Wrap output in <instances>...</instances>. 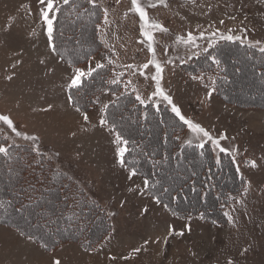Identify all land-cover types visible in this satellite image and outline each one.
<instances>
[{"label":"rangeland","instance_id":"374dc122","mask_svg":"<svg viewBox=\"0 0 264 264\" xmlns=\"http://www.w3.org/2000/svg\"><path fill=\"white\" fill-rule=\"evenodd\" d=\"M95 3L103 9L98 27L103 49L85 63L73 66L52 52L39 0H0V115L10 117L22 135L17 136L3 121L0 133L7 145H29L45 154L54 168L68 171L73 181L105 209L111 227L92 249L77 242H62L47 250L34 240L21 237L18 230L0 224V264H53L55 260L60 264H228L230 260L232 264H264V104L259 105L260 99L264 100V87L260 84L264 78L251 62H243L244 54L227 55L225 79L227 84L232 83L225 86L230 92H225L226 100L213 91V75L201 74V80H194L181 67L205 48L226 41L220 34L239 36L238 41L251 45L260 41L259 45L264 46V0H139L146 11L143 21L129 11L131 0ZM54 4L53 22L64 0H54ZM89 14L94 12H85L83 17L70 10L66 18L69 24L62 29L64 33L59 32L77 52L92 40V24L86 19ZM141 24L144 31L153 35L155 56L148 51L149 42L141 34ZM153 24H161L168 31L161 32ZM188 32L195 37L203 32L205 38H198L196 47L186 45L183 40ZM212 32L217 35L210 44L207 37ZM109 59V80L125 72L122 81L131 83L125 89L122 82V91L133 92L135 97L139 94L146 103L153 102L149 97L155 89L151 80L154 66L145 69L142 76L138 69L127 70L124 65L161 62V87L173 97L182 114L215 138L226 134V139H220V146L229 149L224 153L232 157L248 189L225 208L226 223L213 224L197 215L179 217L143 191L144 178L139 173L129 179L130 170L117 162L114 134L99 125L103 105L111 103L117 94L98 93L89 110L81 108L77 112L71 105L68 84L75 68L87 72L97 62L107 64ZM168 59L174 63L167 64ZM233 96L236 102L231 101ZM155 103L167 102L157 97ZM50 104L52 109L45 111ZM84 112L89 116L87 123ZM122 117L124 122L125 116ZM151 125L149 141L158 155L155 146L160 145V129L155 122ZM132 131L136 135L140 132L137 127ZM23 134L38 139L27 140ZM201 136L186 126L183 132L172 133L168 145L172 146L171 139L185 144L203 143L210 145L216 156L222 153ZM253 160L257 163L255 168L251 167ZM48 171L51 172L50 167ZM11 177L12 173L0 176V185L3 183L6 190L12 188ZM145 207L147 213L143 211ZM97 225L93 226V233ZM170 229L183 235H169ZM135 248L141 251L136 253Z\"/></svg>","mask_w":264,"mask_h":264},{"label":"trees","instance_id":"16d2710c","mask_svg":"<svg viewBox=\"0 0 264 264\" xmlns=\"http://www.w3.org/2000/svg\"><path fill=\"white\" fill-rule=\"evenodd\" d=\"M70 10L81 13L83 17L85 12H94V15L89 14L86 18L89 25L92 24V40L80 52L73 49L69 39L59 34L64 33L62 29L69 24L66 18ZM102 16L103 9L96 3H89V0H69L68 4L58 7L51 41L56 45L57 51L54 53L61 61L75 66L102 51L103 46L98 37ZM260 47L264 46L226 40L191 58L181 67L191 76L213 75L214 92L227 100L226 93L228 95L230 92L225 86H231L232 82L227 84L225 79L226 56L236 52L244 54L243 62H251L256 72L264 78V52L260 51ZM211 56L217 57L220 64H215ZM110 74L111 65L107 63L92 76H85L78 88H69L68 94L74 101L71 105L89 110L98 93L115 92V103H109L107 109L109 125L114 123L116 130L130 141V153L125 159L138 169L144 179L147 177L159 181L155 189L147 191L149 195L159 196L161 204L168 205L170 212L179 217L197 215L213 224L226 223L225 208L242 194L246 186L232 157L228 153L216 156L208 144L200 148L197 144L171 139L172 146H169L172 133L183 132L186 125L175 117L167 103H156L159 105L158 110L153 102L141 105L133 92L122 91V83L109 84ZM260 84L264 87V82ZM121 93L126 94L117 100ZM231 101L236 102L235 96ZM260 101L259 105H263L264 100ZM145 112L148 114L147 119L144 118ZM122 116H125L124 122H121ZM152 122L159 125L161 134L160 145L155 146L158 155L153 152L149 141ZM136 127L140 131L138 135L132 131ZM0 144H7L1 133ZM8 146L9 156L0 154V176L12 173L14 177H11L12 188L6 190L3 183L0 185V202L4 205L0 208V224L32 234L34 241L41 246L47 243V248L42 246L47 250L54 249L62 242H77L86 249H92L111 227L105 209L73 181L68 171L54 168L45 154H39L25 144ZM125 167L130 170L128 166ZM184 169L188 171L186 174H183ZM194 197L197 202H194ZM94 225L97 228L93 233Z\"/></svg>","mask_w":264,"mask_h":264},{"label":"snow or ice","instance_id":"6c2138e0","mask_svg":"<svg viewBox=\"0 0 264 264\" xmlns=\"http://www.w3.org/2000/svg\"><path fill=\"white\" fill-rule=\"evenodd\" d=\"M40 4H41V9H40V13H41V17L42 19L46 22L47 25V35L50 38L49 40V44L51 47L52 52H56L57 51V47L54 43H52L51 38L53 36V32H54V24H53V17L51 15V13L55 10V4H54V0H39ZM65 4L69 3V0H64ZM89 3H92L93 5L95 4V0H89ZM130 12H135L139 15V18L143 21L145 19L146 16V11L145 9L140 5L139 0H131V8L129 9ZM107 9L104 10V20L105 22H107ZM220 23H223V21H221ZM99 27V26H98ZM153 28L159 29L161 32H166L168 31L167 28H165L163 25L161 24H153L152 25ZM141 34L146 37L147 41L149 42L148 44V51L155 56L156 54V50L155 48L152 46L151 41H153V35L149 34L148 32L144 31V26L143 24H141ZM217 35V32H212L209 34V36L207 37L209 40V43L211 44L212 39ZM221 35V39H225V40H240L241 38L239 36H233V35ZM203 39L205 38V34L203 32L200 33L199 37H195L193 35L192 32H188L187 33V38L183 40V43L189 46H193L196 47L198 45H196V40L197 39ZM140 43H144V41H140ZM256 45L260 44V41H256L255 42ZM165 52H167V48L164 49ZM204 51H207V48L204 49ZM260 51L264 52V47H260ZM192 55H195V53H192ZM210 59L217 65L220 64V60L217 59V57L215 56H211ZM183 62V61H181ZM41 63L43 64L44 61H41ZM108 63L111 64L112 61L109 59ZM167 64H173L174 61L172 59H168L166 61ZM152 65L155 68V72L154 74L151 76V80L154 82L155 84V89L154 91L151 92L149 99L153 100V106L158 110L159 105L155 103V98L159 97L161 98L163 101L167 102V104L170 106L171 108V112L175 115V117H178L180 121H182L191 131L197 133V134H202L201 139H207L208 141H210L211 143L215 144L217 146V148L219 149L220 152L224 153V152H228L229 149L225 148V147H221L220 146V139H226V134L222 135L220 138H215L213 137L210 132L208 130H206L204 127H202L199 123H194L192 120L187 119L185 115L182 114L181 108L174 103L173 101V97L170 94H167L163 88L161 87V81L163 78V71L164 68L161 64V62L159 61H153V60H149L147 63H144L143 65H133V64H128V65H124V68L127 70H135L138 69L140 71V74L143 76L145 75L144 70L148 69L149 66ZM105 67L104 63L101 62H97L95 64V67H89L87 69V72H85L84 69L82 68H75L74 73L72 74V76L70 77V81H69V88H78L79 86H81L82 82H83V78L85 76H92L93 73H96L98 70L103 69ZM125 72H119L116 74L115 78L111 79L108 81L109 84L111 85H119L121 84L122 81V77H124ZM147 78V77H146ZM203 77L197 75V76H193L192 79L194 80H201ZM9 80L12 79L11 76L8 77ZM124 83V87L125 89L128 88L129 84L131 83V81H127V82H123ZM215 89H213L214 91ZM126 93H121L120 96L117 97V100H119L122 96H124ZM113 96L116 95L115 92L112 93ZM212 93L209 92L208 93V97L209 99L211 98ZM136 100L141 104V105H145L146 106V101L144 98H142L139 94H136ZM68 100L70 103H74L73 101V97L69 96ZM97 103H100L99 98H97ZM112 103H115V101H113ZM53 107V105H48L47 109H44L45 111L47 110H51ZM109 105L108 104H104L101 112L102 115L99 119V125L102 128H108V130L114 134V143L116 144V159L117 162L122 166H128L130 168V175H129V179H131L132 176H135L138 174V169L130 162L127 161L125 159L126 155L130 153V149L128 147L130 141L128 139H126L123 134L120 131L116 130V125L113 123L109 126V119H108V115H107V109H108ZM75 110L77 112H80L81 109L79 108V106L75 107ZM147 113H144V118L147 119ZM83 120L87 123L89 121V116L86 112L83 113ZM0 121H3L10 129L12 132H15V134L17 136L22 135L21 132L16 130V126L13 123V121L11 120L10 117L5 116V115H0ZM24 138L27 140H32V141H36L38 139V137L36 136H31L28 134H23ZM73 135L75 136L76 133H73ZM177 139H179V137H177ZM190 143V142H189ZM198 147L203 148L204 144L201 143L198 145ZM34 151H36L37 149L34 148ZM0 154L4 155L5 157L9 156V146L7 144H0ZM57 155H59V153H57ZM219 162V161H217ZM251 167L255 168L257 167V163L255 160L251 161ZM159 183V181H154L151 178H145L143 180V191H148L150 192L152 189H155L157 184ZM129 191H132V189L130 188ZM165 191H167V189H165ZM245 192L248 191L247 188L244 189ZM155 199L156 203H162L161 199L159 196H154L153 197ZM3 202H0V208H2ZM165 208H168V205H163ZM143 211L145 213H147L148 209L145 207L143 209ZM114 215V214H113ZM225 215H227V213H225ZM229 220L231 221L232 218L229 217ZM183 235V232L180 233H176L174 229H170L169 230V235ZM19 235L21 237L26 238L27 241L31 242L35 239V237L30 234V233H26L24 231H19ZM145 245L148 244V241L146 240ZM42 246L47 248L48 245L47 243H42ZM134 252L139 253L141 251L140 248H135L133 249ZM53 264H60L59 260H55L53 262ZM228 264H232V261L230 260L228 262Z\"/></svg>","mask_w":264,"mask_h":264},{"label":"crops","instance_id":"0c3cea01","mask_svg":"<svg viewBox=\"0 0 264 264\" xmlns=\"http://www.w3.org/2000/svg\"><path fill=\"white\" fill-rule=\"evenodd\" d=\"M57 56V55H56Z\"/></svg>","mask_w":264,"mask_h":264}]
</instances>
